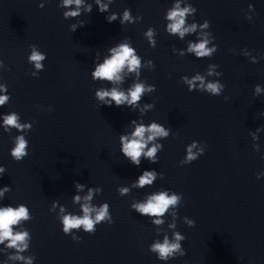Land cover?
Wrapping results in <instances>:
<instances>
[{"label": "clouds", "instance_id": "9594fccd", "mask_svg": "<svg viewBox=\"0 0 264 264\" xmlns=\"http://www.w3.org/2000/svg\"><path fill=\"white\" fill-rule=\"evenodd\" d=\"M98 5V10L101 13L107 11L108 5L101 3V0H96ZM75 6L73 9L72 6ZM84 5V0H63L60 7L68 8L69 10L63 13L64 18L76 17L80 15V8ZM40 8L44 7V4L39 5ZM252 7L251 4L248 6ZM87 13L92 12V6L89 4L85 8ZM197 9L192 5L181 8L180 3L177 2L173 8L168 12L167 19L171 21L167 25V30L171 34H178L181 39L187 33L195 32L197 25L191 24L188 27H185V18L192 12H196ZM117 19L115 13L106 17V20L111 23ZM131 21V15L129 10H125L122 19L120 20L121 24ZM80 26H84L82 22ZM201 27L208 28L210 27L209 21L205 20ZM77 25H71V31H75ZM145 35L149 38V42L155 47V41L151 38L153 36L152 29H149ZM215 39L214 36L212 37ZM208 39H202L198 43H190L188 51L195 53L197 59H203L204 57H211L217 51V45L214 44L213 47L209 48ZM31 54L28 56V62L32 63L37 70V72L31 73L32 76H37L39 72L44 70V61L47 56L46 53L37 50V45H30ZM111 55L104 59L103 63L95 66L94 71L91 75L94 79L106 80L114 83L122 82L123 77L121 73L125 67L128 68L129 72H134L140 66V59L134 54L135 49L130 47L128 43H121L116 47L111 48ZM152 64V61L148 62ZM213 67L218 68V65H213ZM212 73L209 72V75ZM217 76H221L220 72L215 73ZM181 80L184 83L188 84V91L192 92L199 82L201 89L206 91L212 96H220L224 91L225 85L220 82H208L206 85L204 83V77L197 74L191 80L187 76H182ZM156 90L155 85H150L147 88L144 84L136 83L127 93L120 91L117 88L113 87L109 90H98L96 92V97L107 104V106H112L113 102L115 106L120 107L122 105H135L140 101L142 95L148 92H154ZM0 91H6L3 86H0ZM261 91L259 85H256L255 92L259 93ZM107 98V99H106ZM8 95L0 96V107L4 106L8 101ZM154 105H146V107H153ZM133 124L136 122L133 121ZM3 128L5 132H11L12 129H16L19 132H23L25 129L31 130L32 124H22L20 123V116L16 112H11L3 116ZM170 130H166L162 125L152 122L150 125L139 124L136 125L134 131L128 135H122L120 141L122 144L121 152L122 154L129 159L130 163L139 166L141 163V157H145L149 160L150 163H157V152L163 149V144H153L152 147L148 148V143L155 141L157 138H167L169 137ZM28 140L25 139L23 135H17L14 137V147L10 150V155L15 161H22L25 157L29 155L28 152ZM196 141H193L191 144L186 146V155L185 158L180 161L181 165L190 164L193 161L197 160L199 156L204 154L205 145L200 148L198 151H193L196 148ZM147 149V150H145ZM6 171L5 167L0 166V174H3ZM161 179H163V173H159ZM157 173L155 171H144L142 175L139 176L138 182L135 186L143 188L145 185H151L156 179ZM258 178V176H257ZM82 185H77V188H82ZM11 189L8 186H4L3 189H0V197L4 195L5 192L10 191ZM121 194L127 193L128 189L123 188L119 190ZM92 198V190H89V194L83 197L84 203L82 205L83 216H73V215H64L62 217L63 228L62 231L65 235H71V230L73 229H83L84 232L92 235L96 232V225L106 222L112 224V216L109 212L108 203H104L99 208H95L89 204V201ZM183 197L182 194H177L172 192L169 195L168 190L160 191L156 194L148 196L147 200L144 202L134 203L132 208L135 209L141 216L147 217H161L163 216L170 207L177 206ZM75 200L79 202L81 197L76 196ZM63 211V209H61ZM94 214V215H93ZM29 209L21 204L18 207L14 208L10 205L0 207V244H4L5 240L8 241L6 247L15 248L17 253H21L28 249L29 233L27 231L23 232H14L13 226L17 225L21 220H29ZM156 225L163 223L161 219H155L151 221ZM189 227L195 226L194 220L188 221ZM173 227V225H170ZM72 236V239L79 241L81 237ZM185 237L179 233H175L172 240H169L165 236L163 243L155 242L151 244L149 251L157 253V258L159 260L167 261L170 257H174L177 253L180 257H183L186 252L184 248L181 247V241ZM10 259L15 260H24L25 264H33L35 257L25 258L19 254L11 256Z\"/></svg>", "mask_w": 264, "mask_h": 264}]
</instances>
